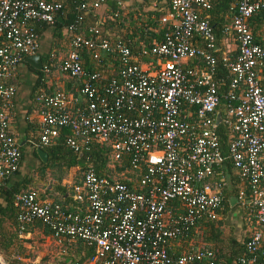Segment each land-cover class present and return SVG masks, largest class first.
Instances as JSON below:
<instances>
[{
  "label": "built area",
  "instance_id": "1",
  "mask_svg": "<svg viewBox=\"0 0 264 264\" xmlns=\"http://www.w3.org/2000/svg\"><path fill=\"white\" fill-rule=\"evenodd\" d=\"M100 1L80 8L90 11ZM212 1L165 0L159 39L139 42L135 54L97 25L82 31L66 25L63 55L50 53L40 71L48 77L53 70L76 88L34 92L37 143L50 144L64 129L73 152L93 142L105 148L106 160L100 173L87 165L77 183L62 184L67 204L40 201L35 191L16 193L19 233L40 221L58 245L80 240L92 249L84 264H221L216 250L196 247L175 257L168 250L191 228L218 219L221 183L234 178L233 204L253 224L238 261L264 264V35L255 41L251 33L254 17H264V0H233L220 29L225 46L201 14ZM60 10L54 0H0V186L18 165L9 81L20 58L36 54L39 27L53 25ZM81 50L93 70L81 67ZM218 61L229 74L221 110ZM217 127L227 133L225 155ZM224 162L228 176H222Z\"/></svg>",
  "mask_w": 264,
  "mask_h": 264
},
{
  "label": "trees",
  "instance_id": "2",
  "mask_svg": "<svg viewBox=\"0 0 264 264\" xmlns=\"http://www.w3.org/2000/svg\"><path fill=\"white\" fill-rule=\"evenodd\" d=\"M54 1H57L61 4V10L58 15L59 18H56L54 24L51 26L40 27V30L45 31L46 36L49 39V45L46 48L44 55L40 56L42 63H48V55L50 53H53L54 55L56 54V39L66 38L68 36L67 33L65 34V28L67 24H73L78 28V30L81 31L85 30L87 26L93 24L91 21L88 20L90 11H86L80 8V4H82L83 2H92L95 0ZM107 1L110 0H101L100 3H106L108 5L109 3H107ZM232 2L233 0H213L211 2L210 8L206 12L201 13L203 16H205L208 23L212 27V31L215 35L218 45L225 46L227 44V41L225 39L222 41V44H220V29L222 26L228 24L229 19L233 14V7L230 6ZM163 6L152 7L142 11L145 16L144 21L139 23L138 25H136V23L132 21V30H130V32L127 34V29L124 28L121 23V20L123 19H121L120 21L117 20V17L122 14L124 10L119 9L113 3L110 15L103 22L99 23V29L116 34L118 38L124 41V44L130 49V51L135 54L138 50L139 42L148 44L152 37H154L156 40L159 39L161 29L157 25V19L159 15L163 12L161 11V8H163ZM72 33H76V31ZM251 33L255 41L258 40L259 35H264L263 16L256 15L254 17V21L251 25ZM213 55L215 57H218L219 53L215 52ZM79 56L81 67L85 71H91L95 68L94 61L91 59L88 52L81 50L79 52ZM105 56L106 55H104L103 53L99 54L101 62H104ZM58 62L59 61H57L55 57L51 59V63H53L54 65H56ZM24 64L32 72L34 76V81L28 94V106L24 111L26 127L22 133L21 141H23V144H26L30 147V153L32 157L36 159V161L35 165L31 168L30 171H26L23 166L19 167V162H21L23 155L21 147H18V165L16 170L10 176L17 172H20L21 176L16 181L9 182L8 179H6L0 186V250L4 253H6L7 250L13 252L15 247L21 248L20 245L17 243V238L19 235L17 222L18 210L13 205V196L16 193L35 191L37 194V199L41 201L42 198H39L38 191L30 186L34 178L38 179V181L43 178H48V180H51L52 182L51 189L56 192L59 197L58 200L50 202H56L58 204H67L69 199L64 194L63 185L59 183L61 178L63 177V174L69 168L76 169V172H79L77 179L71 182V184H75L79 181L84 166L89 165L96 173H100L103 170L104 162L106 160L105 148L93 142L89 143L88 149L86 151H81V153L73 152L69 147L64 144L65 136L69 135V132L64 129H61L59 131L58 135L51 141L50 144L46 146L38 145L37 141L39 127L36 121L37 107L33 98L34 92L38 89H43L46 92H51L56 88H61L62 86L64 90L73 91L76 86L68 78H66L67 80L63 79V81H65L64 85H59L58 81L57 85H55V81H52L49 76V78L43 77V74L40 70H35L26 63ZM214 68V79L217 80L220 97V105L217 109L219 110L226 101L225 97L222 96V94L226 90L227 83L229 81V74L223 66V63H221L220 61L215 64ZM52 73L59 75L53 70L50 74ZM9 82L12 83L15 87V85L17 84L16 75H14ZM30 114L33 115L31 118L29 117ZM10 115L11 125V123H14L13 107L10 109ZM215 131L219 142L220 152L221 154L225 155L228 140L227 133H225V131L219 127H217ZM36 148L42 149V151L45 153V162H41L37 158V155L35 153ZM83 159L84 162L82 163ZM225 165L226 167L222 171V176H228L229 173H231L229 165L227 163H225ZM31 171L34 172V177H32L30 173ZM219 176L220 175L217 174L214 175L215 179L219 178ZM229 180L227 182L222 181L221 183L220 193L222 195V200L220 203V214H218V219L207 221L202 226H197L194 229L191 228L188 232V235L184 238H181L179 241L186 247L185 251H191L196 247L216 250V257L221 262V264H242L239 263L238 259L240 257H244L246 254L243 247V242L247 233H245L242 237H240L239 240H237L232 237L231 229L228 228L229 232H222L223 227L221 219L223 217L224 212L228 209V199L234 197L236 194V189L233 188L235 180L234 178H231ZM240 214L243 222L244 220L247 222V227H251L253 225L252 220H248L246 218V213H244L243 210H240ZM28 226L37 227L44 235H47L50 232L47 227L40 221H33V223L31 224L25 225L20 233H23L26 230V227ZM63 246L66 247V249L73 246V249L69 256L67 258L65 257L66 262L64 264H84L92 256V249L90 247H87L80 240L64 242ZM178 254L180 253L170 252L169 248L168 255L175 257Z\"/></svg>",
  "mask_w": 264,
  "mask_h": 264
},
{
  "label": "rangeland",
  "instance_id": "3",
  "mask_svg": "<svg viewBox=\"0 0 264 264\" xmlns=\"http://www.w3.org/2000/svg\"><path fill=\"white\" fill-rule=\"evenodd\" d=\"M138 1V2H136ZM126 10L122 14L117 17V20L120 21L124 28L127 29V34L132 30V21L138 25L139 23L144 21V13L142 11L152 8L151 4H147L143 0H127ZM147 4V5H146ZM112 3H109L106 6L99 7L94 9L92 12L94 17L99 20V22H103L110 15V11L112 9ZM63 38L56 39V48L55 50L60 53V55L65 51ZM58 54L56 56H58ZM52 81H60L63 80L57 74L48 75ZM48 77V78H49ZM55 86V85H54ZM52 86V87H54ZM33 115L30 114V118ZM24 156V160H25ZM26 166L28 167L27 171L31 170L32 161H25ZM32 177H34V172H30ZM79 173V172H78ZM78 173L76 169L69 168L60 180V184L63 183H71L72 181L77 179ZM32 188L39 193V198L45 201H56L59 199L58 194L54 192L52 187L51 180L48 178H43L38 181V179L34 178L31 183ZM239 207L235 206L234 209H230L229 214H223L222 217V232H229L228 228L231 229V232L238 233H247V222L242 220L240 216ZM234 234V233H233ZM236 237H238L235 234ZM17 243L21 248L15 247L14 251L11 252L7 250L6 253L0 250V263L1 264H64L66 262V258L71 253L73 246L66 249V247L62 245L56 244L53 240L47 239L45 235L38 229L37 227H26V230L23 233H19ZM19 252V253H16ZM66 257V258H65Z\"/></svg>",
  "mask_w": 264,
  "mask_h": 264
},
{
  "label": "crops",
  "instance_id": "4",
  "mask_svg": "<svg viewBox=\"0 0 264 264\" xmlns=\"http://www.w3.org/2000/svg\"><path fill=\"white\" fill-rule=\"evenodd\" d=\"M126 1L127 0H110V1H107V3H112V5L114 3L116 7L123 9V10H126L125 9V7L127 6ZM143 1H145L147 4H151L152 6L154 5L155 7H158V6H163L165 0H143ZM136 2H138V1H136ZM104 5L106 6V3L105 4L100 3V4H98V7L94 8V9H97L99 7H103ZM94 9L90 10L88 20L91 21L94 25L99 26V23H100L99 20H97L92 13L94 11ZM48 45H49V39L46 36V32L40 30V27H39V29H38V49L36 51V54L39 55V57L41 55H44ZM57 54H58V52L56 51V55ZM58 56H61L60 53L58 54ZM15 75H16V79H17V84L15 85V91H14V96H13V116H14L13 120H14V123L13 124L11 123L9 130H10L11 134L13 135L14 139L16 140L18 147H21V150H22V155H23L22 157L23 158L21 159V162H19V167L23 166L24 169L27 171L28 167L26 166L25 161H32L31 167H33L35 165L36 159L34 157H32V155L30 153V147L27 146L26 144H23V141H21V136H22V133L26 127L25 118H24V111L28 106V94L30 92V88L32 86V83L34 81V76H33L32 72L28 69V67L24 64V62H22L21 60L15 68ZM58 76L64 80H67L66 77L63 75H58ZM64 83H65V81H63V80L58 82L59 85H61V84L64 85ZM46 84H47V82H46ZM55 85H57V81L55 82ZM24 156L26 158L25 160H24ZM20 176H21V173L17 172L15 174H13L12 176L8 177L7 179L9 182L16 181L19 179ZM233 205L234 204H232V206H230L228 203V209L224 212L226 215L229 214L230 209H234L235 206H233ZM219 214H220V212H219ZM248 229H247V231H248ZM233 233L231 234L232 237L234 239L239 240L240 237H242L246 232L243 233V231H242V233H240V230H239L238 233H235V231ZM235 234L238 237H236ZM185 249H186V247L183 244H181V242L179 240L170 246V252H172V253H181V252L185 251Z\"/></svg>",
  "mask_w": 264,
  "mask_h": 264
},
{
  "label": "water",
  "instance_id": "5",
  "mask_svg": "<svg viewBox=\"0 0 264 264\" xmlns=\"http://www.w3.org/2000/svg\"><path fill=\"white\" fill-rule=\"evenodd\" d=\"M20 60L26 64H28L30 67H32L35 70H40L41 68V59L39 57V55L37 54H33V55H27V56H23L20 58ZM220 120V115L218 112L215 113V118H214V125H217V123ZM35 153L37 155V158L41 161V162H45L46 160V155L45 153L42 151V149L40 148H36L35 149ZM80 155V154H79ZM235 202V198L231 197L228 199V203L230 206H232V204ZM1 264V263H0Z\"/></svg>",
  "mask_w": 264,
  "mask_h": 264
}]
</instances>
